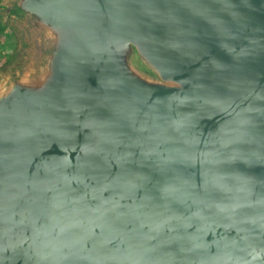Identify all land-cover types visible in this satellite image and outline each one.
I'll return each mask as SVG.
<instances>
[{
	"label": "water",
	"instance_id": "95a60500",
	"mask_svg": "<svg viewBox=\"0 0 264 264\" xmlns=\"http://www.w3.org/2000/svg\"><path fill=\"white\" fill-rule=\"evenodd\" d=\"M5 13L0 264H264V0Z\"/></svg>",
	"mask_w": 264,
	"mask_h": 264
},
{
	"label": "rangeland",
	"instance_id": "374dc122",
	"mask_svg": "<svg viewBox=\"0 0 264 264\" xmlns=\"http://www.w3.org/2000/svg\"><path fill=\"white\" fill-rule=\"evenodd\" d=\"M9 0H0V81L3 76L12 72V74L22 73L21 68H17L21 64L31 62L34 49L38 44H32L31 32L21 25L16 24L5 13V8ZM1 87L5 84L0 82Z\"/></svg>",
	"mask_w": 264,
	"mask_h": 264
}]
</instances>
